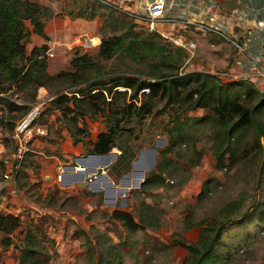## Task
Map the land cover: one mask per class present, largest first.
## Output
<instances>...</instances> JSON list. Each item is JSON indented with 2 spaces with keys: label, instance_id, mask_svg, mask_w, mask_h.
Listing matches in <instances>:
<instances>
[{
  "label": "rangeland",
  "instance_id": "obj_1",
  "mask_svg": "<svg viewBox=\"0 0 264 264\" xmlns=\"http://www.w3.org/2000/svg\"><path fill=\"white\" fill-rule=\"evenodd\" d=\"M37 1L52 8L56 15L46 22L44 37L30 34L25 43V54L29 55L35 46L45 45L48 64L59 60L54 71L47 68L51 75L61 70L73 71L70 61L76 53L89 54L92 63L87 80L81 84L72 79L58 82L46 80L44 86H29L21 91L13 85L5 93L12 101L27 106L37 102L38 97H41L40 102H44L46 97L51 98L37 121L40 126L47 128V135L31 140L20 168L7 181L3 179L5 166L2 160L12 155L15 147L11 138L12 127L25 114L22 110L11 113L0 111V116L5 118V126H0V211L17 215L21 220L20 227L10 234L12 243L9 247H3L1 242L4 234L0 232V264L18 263L20 251L15 246L21 244L29 228L44 244L46 255L41 259L42 264H183L187 251L173 243V240L182 238L197 242L201 234L199 225L211 221L222 222L223 208L227 204L235 207L232 212L235 223L225 225L216 245L214 253L219 263L264 264V97L254 112L256 122H250L233 135L230 140L233 150L225 155L222 166L218 168L211 149L215 137L212 121L214 113L206 107L182 111L175 102L165 106L166 97L157 99L153 109L161 111L160 114L134 115L122 124L131 133L129 145L137 155L132 164L136 173L130 179L115 182L107 174V168H104L105 174H100L97 182L106 187L105 191L101 196L92 197L88 195L91 187L85 181V176L99 166L111 164L112 160L107 163L106 157L100 163L86 152L79 153L72 146L73 138H69V130H75L78 138H82L84 130H87L90 139L95 138L105 128L107 112L87 111L84 102H78L75 110L84 115L73 111L63 115L59 104L53 105L52 101L58 95L71 96L73 91L85 88L100 71L119 70L133 76L155 70L160 73V70L153 65L155 60L152 57L142 62L99 57L102 37L130 36L131 31L128 24L119 27L107 23L105 18L88 19L86 15L90 9L84 18L67 16V10L77 11V6L87 4V0ZM103 4L108 5L109 2ZM116 16L124 18L120 13H116ZM51 20L55 22L54 25ZM136 23L132 32L147 31L143 24ZM210 34L193 38L197 45L190 50L167 38H164L165 43L160 42L172 51L183 48L184 56L177 69L181 72L180 76L211 73L220 84L228 86L231 96H237L236 101L241 104L250 107L261 100L262 96L256 92L251 96L246 94V90L251 89L247 85L250 81L211 72L213 69L215 73L224 70L236 48L223 37ZM96 36L100 42L95 39ZM88 37L91 47L83 45ZM51 51L55 54L49 57L47 52ZM8 85L6 83L5 87ZM253 89L257 90L256 87ZM56 90L60 93L56 94ZM178 90L186 95L182 87ZM130 92L128 90L125 99ZM95 97L92 98L93 103L101 107L102 100ZM123 98L117 99L115 104L120 105ZM60 103L68 108L74 107L71 101L63 98ZM187 116L199 117L201 120L193 122ZM176 118L183 122L185 136L180 137L166 154L170 162L166 166L162 191L155 190L148 197L153 211L146 216V222H141L140 229L132 232L122 222L111 219L109 214L115 209H124L135 218L138 217L140 199L136 191L141 188L145 173L154 169L161 160L160 152L168 148L170 137L165 128H172L177 122ZM78 157V162L88 167L87 173H78L77 183L74 181L68 186L58 182L55 178L56 166L59 163H74ZM198 160L199 163L193 165ZM123 189L126 196L118 193ZM12 192L14 195H11ZM125 199L128 201H123Z\"/></svg>",
  "mask_w": 264,
  "mask_h": 264
},
{
  "label": "trees",
  "instance_id": "obj_2",
  "mask_svg": "<svg viewBox=\"0 0 264 264\" xmlns=\"http://www.w3.org/2000/svg\"><path fill=\"white\" fill-rule=\"evenodd\" d=\"M77 7V11L67 10V16L84 18L86 11L90 9L86 15L88 19L105 18L107 23H113L112 26L119 27L128 24V29L131 31L130 36L108 35L102 37L99 57L106 60L120 58L137 62L152 57L155 60L153 65L160 70V73L155 70L156 72L140 74L144 76L137 74L129 76L119 70L100 71L94 77L93 82H90L85 88L75 91L77 94L73 91L71 96L58 95L57 98L52 99L53 105L59 104L63 115L68 111L84 115V113L75 110L78 107V102H84V109L87 108V111L107 112L105 128L96 134L94 140L90 139V133L87 130H84L82 138H78L76 131L70 129L69 134L73 138V143L82 142L88 148L89 153L107 155L115 147L118 135L121 133L131 135L122 125L125 121L134 115L142 117L160 114L161 111L153 109L155 101L166 97L165 106L175 102L182 111L206 107L214 113L215 118L212 121L215 137L211 149L216 167H221L225 155L233 150L230 142L233 135L237 134L242 127L247 126L250 122H256L254 112L263 102L264 94L257 88V90L253 89L255 86L248 83L247 85L251 88L246 90L248 96H251L253 92L262 96L261 100L248 107L236 101L237 96L232 97L228 86L220 84L211 73H191L180 76L181 72H178L177 69L184 56L183 48H176L173 51L166 48L164 46L165 37L157 31L132 32V28L137 26L135 17L113 4L106 5L100 0H87V4H79ZM116 13L122 14L124 18L116 16ZM55 15L56 13L52 8L41 4L37 0H0V111L5 110L11 113L22 110L24 111L23 114L26 115L34 104L27 106L6 97L5 93L13 85L18 86L17 89L21 91L29 86L34 88L44 86L46 80L58 82L72 79L80 84L87 80L89 67L92 63L91 57L87 53H76L72 57L70 64L73 71L61 70L54 75L49 74L47 71L48 61L45 55V45L35 46L29 55L25 54V43L28 41L30 34L44 37L46 22ZM6 83L9 85L5 87ZM189 85H195V87L189 88ZM179 87L184 89L186 95L178 90ZM143 89H147L146 94H143L146 92H142ZM128 90H131V92L125 99ZM58 93L60 92L57 91L56 94ZM95 96L102 100L101 107L93 103L92 98H96ZM120 97H124L122 103L116 105L115 101ZM62 98L71 101L74 107L68 108L67 105L60 103ZM138 99L139 104H137ZM187 118L193 122L201 120L199 117L187 116ZM175 120L177 122L174 123L172 128H165L170 141L168 142V148H164L160 152L161 160L158 162L156 170L140 184L141 189L145 192L149 191L151 187L164 185L166 166L170 162L166 158V154L176 145L180 137L185 136L182 128L183 122L178 118ZM4 121V116H0V126H5ZM14 127L15 125H13L12 131ZM198 163L199 160L194 162L193 165ZM234 209V205L227 204L223 208L222 216L224 218L221 220L222 222L201 223L199 225L201 234L197 242H188L182 238L173 240V243L180 245L187 251L183 264H223L219 263L214 250L221 239L225 225L235 223ZM151 212V209L146 211L141 216L139 223L134 221L129 212L117 209L113 210L109 217L122 222L123 226L134 232L140 229L141 222H146V216ZM20 223L19 216L0 211V232L4 234L1 243L4 248L9 247L12 243L10 234L20 227ZM15 248L20 251L17 264H42L41 259L43 255H46L41 238L30 228L24 233L21 244L15 246Z\"/></svg>",
  "mask_w": 264,
  "mask_h": 264
},
{
  "label": "crops",
  "instance_id": "obj_3",
  "mask_svg": "<svg viewBox=\"0 0 264 264\" xmlns=\"http://www.w3.org/2000/svg\"><path fill=\"white\" fill-rule=\"evenodd\" d=\"M105 1L109 2V4L117 6V8L126 13L137 16L146 12V7L152 0ZM211 14H215L217 16L216 21L221 26L222 34L243 45V51H239L238 49L233 50V55L230 56L225 67L231 72V75L229 76L230 78L237 79L236 76H238L239 80H246L245 74L247 73L251 56L256 53L260 46L264 43V0H165L164 17L157 20L156 31L171 41L175 40L179 44L194 43L196 46L197 44L193 41V38H196L197 35L206 36L208 34L195 28V24L200 23L201 21H208ZM51 23L54 25L55 22L51 20ZM242 24H245L248 27L247 33H244L239 27V25ZM81 29L84 28L81 27ZM210 35L221 37L215 33ZM245 37L247 38L245 39ZM92 39H97L98 42H100V39L97 36L95 39L92 37ZM224 39L227 40L226 38ZM98 42L95 44H98ZM68 44L66 45L68 46ZM211 46L214 47V44L211 43ZM53 54L55 53L53 52ZM57 61L59 62V60ZM55 62L56 61H54L51 65L48 64L49 70L54 71V69L58 67V62ZM117 137L115 147H113L107 155H95L89 153L87 150L88 148L85 145H82V143L77 142L74 144L73 141L71 143L73 148L80 151L79 153L86 152L88 156L95 157L94 159H96V161H100V163L103 162L101 159L106 157L107 163L112 160L111 164L107 167V174L113 181L117 182L118 180H125V178L130 179V176L133 175V173H136L132 164L137 157L134 148L129 145L131 135L121 133ZM69 138H71V136ZM71 139L69 141H71ZM94 139L95 138H92V140ZM112 151H116L117 153ZM144 160L142 159V161ZM76 161L79 163V157L75 158V162ZM71 164L73 163L71 162ZM156 166L157 165H155L154 169H150L149 172L145 173V179L156 170ZM112 167H114L115 170H113ZM66 177L67 181L64 182ZM77 178V174L67 172L64 175L62 183L65 184V186H68L74 181V183H77ZM46 179L47 178H45V180ZM90 187L88 195L92 197L101 196L106 188L99 182L90 184ZM162 188L163 185H160L158 187H151L149 190L150 192H145L141 188L136 191V196L140 199V210L138 209L139 214L136 218L127 210H117L129 212L133 216L134 221L139 223L141 216L146 211H149L150 209L153 211V206L149 204L150 202H148V197L152 196L151 193L155 190L162 191ZM124 190L125 189L122 191L119 190V195L121 194L123 196V193H126ZM11 195H14V192H12ZM1 197L3 198V195ZM123 201L127 202L128 200L125 199ZM122 206L125 207V205Z\"/></svg>",
  "mask_w": 264,
  "mask_h": 264
},
{
  "label": "built area",
  "instance_id": "obj_4",
  "mask_svg": "<svg viewBox=\"0 0 264 264\" xmlns=\"http://www.w3.org/2000/svg\"><path fill=\"white\" fill-rule=\"evenodd\" d=\"M100 1L103 3H107V1L105 0ZM164 10L165 0H152L148 3L145 13L133 16L135 17V21L143 24L147 30L156 31L157 20L164 17ZM216 20L217 16L215 14H211L208 21H201L200 23L195 24V28L207 34L215 33L221 37H224L229 42H231L236 49H238L239 51H243L244 47L242 44H239L238 42H235L234 40H231L224 34H222L221 26L217 23ZM239 27L243 30L244 33H247L248 27L245 24L239 25ZM246 38L247 37H245V39ZM172 42L179 44L175 40H172ZM83 45L86 47H91V39H85ZM181 45L188 50H190V48H194L195 46L194 43ZM47 55L49 57H52L54 54L53 52H47ZM211 72L224 76L227 75L228 77L231 75V72L228 68H225L222 71L220 70L216 73L213 69L211 70ZM245 75V79L253 83L254 86L264 94V43L260 46L259 50L251 56L250 64ZM236 78L238 79L239 77L236 76ZM145 91L147 92V89L142 90V92ZM40 98H37L38 101L31 106L28 113L16 123L13 133L11 134V138L15 145L14 151L11 156H8L2 160V163L5 166L3 179L6 181L12 178V175L20 168V164L23 161L25 154L27 153V151H29V143L31 142V140L37 136L47 135V128L40 126L37 121L40 118V113L46 106V102L49 101L51 97H46L44 102H40ZM107 166L108 165H106L105 167L99 166L95 168L94 171L85 176V181L89 182L90 184L96 183L98 178L100 177V174H105V171L103 169L107 168ZM87 169L88 167L83 166L77 162L73 164L59 163L55 169V178L58 182H62L64 179V175L67 172H71L74 174H86L88 171Z\"/></svg>",
  "mask_w": 264,
  "mask_h": 264
},
{
  "label": "bare ground",
  "instance_id": "obj_5",
  "mask_svg": "<svg viewBox=\"0 0 264 264\" xmlns=\"http://www.w3.org/2000/svg\"><path fill=\"white\" fill-rule=\"evenodd\" d=\"M80 41V40H79ZM78 43V42H77Z\"/></svg>",
  "mask_w": 264,
  "mask_h": 264
}]
</instances>
